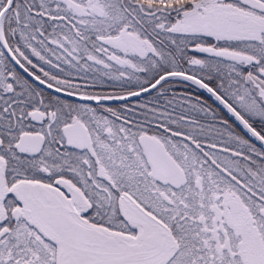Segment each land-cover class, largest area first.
Wrapping results in <instances>:
<instances>
[{"label": "snow or ice", "instance_id": "1", "mask_svg": "<svg viewBox=\"0 0 264 264\" xmlns=\"http://www.w3.org/2000/svg\"><path fill=\"white\" fill-rule=\"evenodd\" d=\"M0 264H264V0H0Z\"/></svg>", "mask_w": 264, "mask_h": 264}]
</instances>
